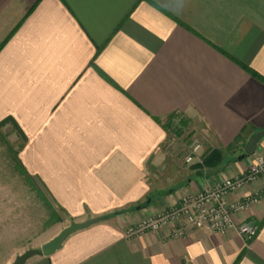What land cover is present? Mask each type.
<instances>
[{
  "label": "crops",
  "instance_id": "0c3cea01",
  "mask_svg": "<svg viewBox=\"0 0 264 264\" xmlns=\"http://www.w3.org/2000/svg\"><path fill=\"white\" fill-rule=\"evenodd\" d=\"M173 114L200 144L194 162L220 150L221 172L185 163ZM1 121L16 124L19 160L64 215L51 238L120 212L25 264H264V196L235 216L259 225L249 243L195 228L124 235L246 169L250 157L226 153L264 131V0H0Z\"/></svg>",
  "mask_w": 264,
  "mask_h": 264
},
{
  "label": "rangeland",
  "instance_id": "374dc122",
  "mask_svg": "<svg viewBox=\"0 0 264 264\" xmlns=\"http://www.w3.org/2000/svg\"><path fill=\"white\" fill-rule=\"evenodd\" d=\"M168 122L173 130H180L183 120L174 117ZM172 134L180 138L177 140L171 136L182 149L180 153L185 161L186 155L191 153L190 134L183 133V129L180 134ZM20 142L19 135L10 124L0 128V264H11L17 255L28 249H40L41 244L60 229L64 217L43 184L22 169ZM242 153L243 149L231 148L226 156L231 159ZM221 156L224 162L223 152ZM249 159L247 166L252 157ZM194 161L193 157L192 162L187 164L202 163V159Z\"/></svg>",
  "mask_w": 264,
  "mask_h": 264
},
{
  "label": "built area",
  "instance_id": "2783aa9c",
  "mask_svg": "<svg viewBox=\"0 0 264 264\" xmlns=\"http://www.w3.org/2000/svg\"><path fill=\"white\" fill-rule=\"evenodd\" d=\"M200 150V144H191V153L185 162L190 163ZM250 164L238 174L224 177L219 182L181 198L176 205L164 207L141 221L125 228L124 235L133 238L146 231L168 228L172 237H181L188 229H205L211 233L235 232L247 243L259 233V225L250 220L238 221L235 216L259 203L264 196V184L246 193L240 199H230L249 185L264 179V153L256 151Z\"/></svg>",
  "mask_w": 264,
  "mask_h": 264
},
{
  "label": "water",
  "instance_id": "95a60500",
  "mask_svg": "<svg viewBox=\"0 0 264 264\" xmlns=\"http://www.w3.org/2000/svg\"><path fill=\"white\" fill-rule=\"evenodd\" d=\"M264 136V131H259L257 133H254L251 135L247 142L245 143L243 147V153L237 157H232L230 160L231 162H235L238 160H243L245 157L252 156L256 151H258L259 147L258 144L260 142V139ZM225 165L222 164L220 167L216 169H210L205 171V174L207 176H213L219 172H221L224 169ZM198 175H201L202 172H198ZM164 194V193H163ZM151 199L148 198L147 201L140 205V207L145 208L150 203ZM139 208V207H138ZM101 220V217H95L90 218L81 222H75L72 221L64 227L58 234H56L53 238L45 242L41 245L40 249H28L24 251L23 253L17 255L13 262L11 264H25L28 259L31 257L38 255L40 253L44 255H49L53 253L55 250L59 249L62 245V243L65 241V239L72 233L82 230L98 221Z\"/></svg>",
  "mask_w": 264,
  "mask_h": 264
},
{
  "label": "trees",
  "instance_id": "16d2710c",
  "mask_svg": "<svg viewBox=\"0 0 264 264\" xmlns=\"http://www.w3.org/2000/svg\"><path fill=\"white\" fill-rule=\"evenodd\" d=\"M249 71L251 72V70H249ZM251 73L253 75H256V74H254V72H251ZM177 116L178 115L173 114V115H171V118H174V117H177ZM6 123H7V121H1L0 122V128L2 126L6 125ZM180 126H181L180 127L181 129L180 130H173L172 124L168 122L167 125H166V128H167L168 132H170V133L180 134V133H182V129L185 126V121H183ZM13 129L15 130V132L17 133V135H19V129L16 126L15 123H13ZM240 138L241 137L239 136V139ZM221 154H222V151L214 149V150H212L211 152H209L207 155H205L203 157L201 164H198L196 166H198V168H204L205 171L210 170V169H216V168L220 167L222 164H224V162H225V161L223 162V158H222ZM229 161H230V158L228 159V162ZM21 167H22L23 170H25V168L23 167L22 164H21ZM119 213L120 212H114L112 214L104 215V216L101 217V220L107 219L111 215H116V214H119Z\"/></svg>",
  "mask_w": 264,
  "mask_h": 264
}]
</instances>
